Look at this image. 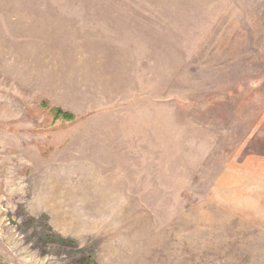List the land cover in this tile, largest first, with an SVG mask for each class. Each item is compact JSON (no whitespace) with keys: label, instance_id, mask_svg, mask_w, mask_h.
<instances>
[{"label":"rangeland","instance_id":"rangeland-1","mask_svg":"<svg viewBox=\"0 0 264 264\" xmlns=\"http://www.w3.org/2000/svg\"><path fill=\"white\" fill-rule=\"evenodd\" d=\"M0 264H264V0H0Z\"/></svg>","mask_w":264,"mask_h":264},{"label":"trees","instance_id":"trees-1","mask_svg":"<svg viewBox=\"0 0 264 264\" xmlns=\"http://www.w3.org/2000/svg\"><path fill=\"white\" fill-rule=\"evenodd\" d=\"M53 115L55 119H61L64 121H72L73 120V116L72 114L68 113V112H64L59 108L54 109L53 111Z\"/></svg>","mask_w":264,"mask_h":264}]
</instances>
